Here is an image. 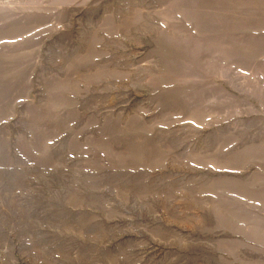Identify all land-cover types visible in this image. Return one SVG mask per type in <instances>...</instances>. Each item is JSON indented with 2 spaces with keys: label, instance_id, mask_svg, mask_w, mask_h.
Returning <instances> with one entry per match:
<instances>
[{
  "label": "rangeland",
  "instance_id": "obj_1",
  "mask_svg": "<svg viewBox=\"0 0 264 264\" xmlns=\"http://www.w3.org/2000/svg\"><path fill=\"white\" fill-rule=\"evenodd\" d=\"M188 2L0 0V264H264V57Z\"/></svg>",
  "mask_w": 264,
  "mask_h": 264
},
{
  "label": "crops",
  "instance_id": "obj_2",
  "mask_svg": "<svg viewBox=\"0 0 264 264\" xmlns=\"http://www.w3.org/2000/svg\"><path fill=\"white\" fill-rule=\"evenodd\" d=\"M188 3L186 16L166 22L168 37L181 39V48L186 44L191 47L196 39L197 49H216V56L229 55L228 67L233 69H237V57L246 60L244 69H252L253 62L264 57V0Z\"/></svg>",
  "mask_w": 264,
  "mask_h": 264
}]
</instances>
